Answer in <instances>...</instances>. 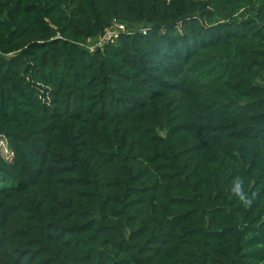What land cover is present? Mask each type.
<instances>
[{
  "label": "trees",
  "instance_id": "obj_1",
  "mask_svg": "<svg viewBox=\"0 0 264 264\" xmlns=\"http://www.w3.org/2000/svg\"><path fill=\"white\" fill-rule=\"evenodd\" d=\"M0 136V264H264V0H0Z\"/></svg>",
  "mask_w": 264,
  "mask_h": 264
},
{
  "label": "built area",
  "instance_id": "obj_2",
  "mask_svg": "<svg viewBox=\"0 0 264 264\" xmlns=\"http://www.w3.org/2000/svg\"><path fill=\"white\" fill-rule=\"evenodd\" d=\"M127 32H129L127 27L115 20L108 28H106L101 36H99L97 39H89L82 45L90 51H95L98 48H103L107 44L114 43L121 35ZM145 32L146 31H144V33ZM90 44L92 45L90 46Z\"/></svg>",
  "mask_w": 264,
  "mask_h": 264
},
{
  "label": "rangeland",
  "instance_id": "obj_3",
  "mask_svg": "<svg viewBox=\"0 0 264 264\" xmlns=\"http://www.w3.org/2000/svg\"><path fill=\"white\" fill-rule=\"evenodd\" d=\"M92 44H90L91 46ZM0 154L7 160L12 161L13 153L11 152L7 141L0 136Z\"/></svg>",
  "mask_w": 264,
  "mask_h": 264
}]
</instances>
